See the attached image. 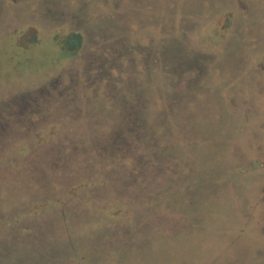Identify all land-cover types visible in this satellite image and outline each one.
<instances>
[{"label":"rangeland","instance_id":"rangeland-1","mask_svg":"<svg viewBox=\"0 0 264 264\" xmlns=\"http://www.w3.org/2000/svg\"><path fill=\"white\" fill-rule=\"evenodd\" d=\"M0 264H264V0H0Z\"/></svg>","mask_w":264,"mask_h":264},{"label":"flooded vegetation","instance_id":"flooded-vegetation-1","mask_svg":"<svg viewBox=\"0 0 264 264\" xmlns=\"http://www.w3.org/2000/svg\"><path fill=\"white\" fill-rule=\"evenodd\" d=\"M70 39H68L67 41L64 42V44L66 45V47H68L69 52L74 53V55H76L79 50V48L82 45V39L80 37V35H74V36H70ZM36 101V100H33Z\"/></svg>","mask_w":264,"mask_h":264}]
</instances>
